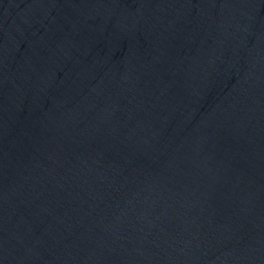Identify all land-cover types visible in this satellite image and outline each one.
I'll list each match as a JSON object with an SVG mask.
<instances>
[{
  "label": "water",
  "instance_id": "95a60500",
  "mask_svg": "<svg viewBox=\"0 0 264 264\" xmlns=\"http://www.w3.org/2000/svg\"><path fill=\"white\" fill-rule=\"evenodd\" d=\"M0 264H264V0H0Z\"/></svg>",
  "mask_w": 264,
  "mask_h": 264
}]
</instances>
